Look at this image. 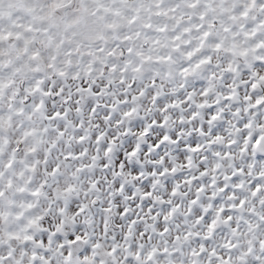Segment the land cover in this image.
<instances>
[{
    "label": "snow or ice",
    "instance_id": "snow-or-ice-1",
    "mask_svg": "<svg viewBox=\"0 0 264 264\" xmlns=\"http://www.w3.org/2000/svg\"><path fill=\"white\" fill-rule=\"evenodd\" d=\"M0 264H264V0H0Z\"/></svg>",
    "mask_w": 264,
    "mask_h": 264
}]
</instances>
